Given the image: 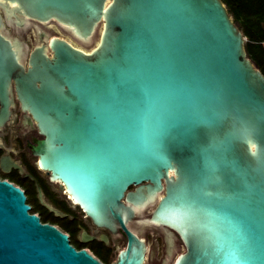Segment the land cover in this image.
<instances>
[{"label": "water", "instance_id": "water-1", "mask_svg": "<svg viewBox=\"0 0 264 264\" xmlns=\"http://www.w3.org/2000/svg\"><path fill=\"white\" fill-rule=\"evenodd\" d=\"M32 20L65 37L29 51L4 30ZM245 40L222 0H0V128L15 96L35 164L127 234L112 264L142 263L127 223L148 203L183 241L173 264H264V75ZM30 209L0 179V264H101Z\"/></svg>", "mask_w": 264, "mask_h": 264}, {"label": "flooded vegetation", "instance_id": "flooded-vegetation-1", "mask_svg": "<svg viewBox=\"0 0 264 264\" xmlns=\"http://www.w3.org/2000/svg\"><path fill=\"white\" fill-rule=\"evenodd\" d=\"M55 25L57 24L54 21L32 20L22 26L6 23L4 30L9 36L21 40L30 31L33 47L45 33L53 32ZM40 138L35 123L25 118L20 103L14 96L10 119L0 128V160L3 158L7 163L5 170L0 166V179L22 189L30 206L35 207L30 201L39 204L41 211L47 212L41 213L40 208L36 209L35 214L40 221L50 223L64 232L69 245L75 250H85L101 264H112L117 260L120 251L126 249L127 234L118 226L110 229L94 223L60 183L51 180L49 172L35 164L36 156L32 154V147ZM38 188L42 201L63 215H56L41 203ZM128 189H134V186ZM154 206L151 203L145 205L130 218L127 227L143 242L144 258L141 264H173L178 254L184 251V244L175 230L152 221ZM31 210L32 207L29 212L34 213ZM44 217L48 220L44 221Z\"/></svg>", "mask_w": 264, "mask_h": 264}, {"label": "trees", "instance_id": "trees-1", "mask_svg": "<svg viewBox=\"0 0 264 264\" xmlns=\"http://www.w3.org/2000/svg\"><path fill=\"white\" fill-rule=\"evenodd\" d=\"M222 1L246 38L245 49L248 57L264 75V0ZM31 207V212L36 213L35 207ZM43 220L47 221L48 218L44 217Z\"/></svg>", "mask_w": 264, "mask_h": 264}, {"label": "rangeland", "instance_id": "rangeland-1", "mask_svg": "<svg viewBox=\"0 0 264 264\" xmlns=\"http://www.w3.org/2000/svg\"><path fill=\"white\" fill-rule=\"evenodd\" d=\"M54 35H58V36H64V33L62 32V31H60L59 29H57V28H54L53 29V32H52ZM34 36H35V34H34ZM65 37V36H64ZM67 39H68V37H66ZM30 39H31V37H30V31H27L25 34H24V37L22 38V40L27 44V46L29 47V50H30V48L32 47V44H31V42H30ZM70 40V39H69ZM31 203H33L34 204V206H35V209H39V211H41V206L39 205V204H37L36 202H34V201H30ZM43 210V209H42ZM44 212H45V210H43ZM43 211H41V213L43 212ZM45 213H47V212H45Z\"/></svg>", "mask_w": 264, "mask_h": 264}]
</instances>
